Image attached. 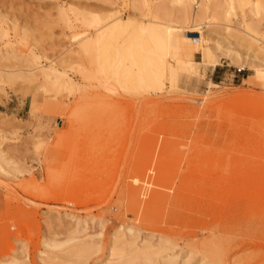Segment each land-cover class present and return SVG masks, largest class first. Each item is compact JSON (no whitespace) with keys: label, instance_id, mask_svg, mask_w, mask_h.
Returning a JSON list of instances; mask_svg holds the SVG:
<instances>
[{"label":"rangeland","instance_id":"374dc122","mask_svg":"<svg viewBox=\"0 0 264 264\" xmlns=\"http://www.w3.org/2000/svg\"><path fill=\"white\" fill-rule=\"evenodd\" d=\"M177 1L0 0V264H264V10Z\"/></svg>","mask_w":264,"mask_h":264},{"label":"bare ground","instance_id":"6f19581e","mask_svg":"<svg viewBox=\"0 0 264 264\" xmlns=\"http://www.w3.org/2000/svg\"><path fill=\"white\" fill-rule=\"evenodd\" d=\"M178 1H180V3H184L185 2V0H178ZM177 1V2H178ZM233 1H237V2H239L240 4H242L241 5V7L242 6H244V5H250L251 7H252V11H255L256 13H259V12H261V11H263L264 10V2H260V0H258V1H251V0H227V2H228V4H229V9H234V7H233ZM264 1V0H263ZM227 2H225V3H227ZM174 4V3H173ZM178 4V3H177ZM182 5V4H181ZM227 5V4H226ZM183 6H185V5H183ZM182 8V11H187V10H183L184 8L183 7H181ZM180 8V9H181ZM186 8H188V7H186ZM175 9V8H174ZM162 10V9H161ZM189 11V10H188ZM228 11V10H227ZM226 11V12H227ZM163 12V11H162ZM171 12V11H170ZM135 13V12H134ZM228 13V12H227ZM187 14V13H186ZM166 15V14H165ZM168 19V18H167ZM155 21V20H154ZM158 23H159V21H158ZM162 24H163V22H162ZM164 24H166V23H164ZM201 44V43H200ZM118 239V238H117ZM121 239V238H120ZM91 241V240H90ZM89 240H85V242H83V243H80V244H77V245H75L74 247V249L72 248V252H71V254H74V253H76L77 255H86V253H88L93 247L95 248V246H93L92 244H94V243H92V242H90ZM119 242V240H115V243L116 242ZM123 240H120V242H122ZM94 242V241H93ZM133 242H135L134 240H133ZM114 243V244H115ZM125 243V242H124ZM127 243V242H126ZM123 244L122 243V245H125V246H127L128 247V249L130 248V250L132 249V251L133 252H135V253H133L131 256H129L128 258H126V255L128 254V250L125 252L126 254H124L125 255V258L123 259V257H124V255H123V257L120 259H116V261H118V262H112L111 264H177V261H178V259H179V253L177 254V253H173V254H170V253H168V250L169 251H171L172 250V248H170V247H168L167 246V244H166V246H164V248L165 249H163V247H162V251H163V254L165 253V251H167V254L166 255H163L162 256V252L160 251V253H161V261H159V260H157V258H156V256H155V254L158 252L159 253V247H157V250H151L154 246H152V245H149V247L150 248H148V249H145V250H143L144 248H147V247H144L143 249H142V251H141V249L139 250L138 249V247H136V249H134L133 250V243L131 242V243H127V244ZM170 243V242H169ZM171 243H172V241H171ZM135 245V244H134ZM143 246H147V245H144V244H142ZM116 246V244L114 245V247ZM119 246V245H118ZM125 246H122L123 248L125 247ZM137 246V245H136ZM170 246V245H169ZM175 246V245H174ZM152 247V248H151ZM115 248H117V247H115ZM115 248H114V250H115ZM120 249H123V248H121V247H119ZM134 248H135V246H134ZM155 248V247H154ZM161 248V247H160ZM168 248H170V249H168ZM96 249V248H95ZM125 249H127V248H125ZM93 250V249H92ZM113 250V251H114ZM131 251V252H132ZM86 252V253H85ZM95 252V251H94ZM115 252V251H114ZM85 253V254H84ZM91 253V252H90ZM93 253V252H92ZM157 253V254H158ZM195 253V252H194ZM76 254H75V256H76ZM116 254V253H115ZM156 254V255H157ZM189 254V256L190 257H188V259H186V260H183V262H181L182 264H215V263H211V262H207V261H204L203 259H196L195 260V257H196V254L195 255H190V254H192V253H188ZM219 254V253H218ZM88 255H90V254H88ZM128 256V255H127ZM194 257V260H193V257ZM77 257V256H76ZM81 258V257H80ZM116 258H118V255H117V257ZM184 258V257H183ZM112 259V258H111ZM113 260V259H112ZM112 260H110V261H112ZM137 260H141V262H139V261H137ZM180 263V264H181ZM7 264V263H6ZM10 264H13V263H10ZM108 264V263H107Z\"/></svg>","mask_w":264,"mask_h":264},{"label":"built area","instance_id":"2783aa9c","mask_svg":"<svg viewBox=\"0 0 264 264\" xmlns=\"http://www.w3.org/2000/svg\"><path fill=\"white\" fill-rule=\"evenodd\" d=\"M245 69H246V66L238 67V68H237V70H238L239 72H242V71L245 70Z\"/></svg>","mask_w":264,"mask_h":264}]
</instances>
